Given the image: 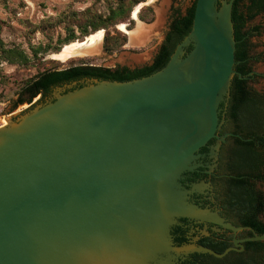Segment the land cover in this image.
<instances>
[{"label": "water", "instance_id": "95a60500", "mask_svg": "<svg viewBox=\"0 0 264 264\" xmlns=\"http://www.w3.org/2000/svg\"><path fill=\"white\" fill-rule=\"evenodd\" d=\"M193 1L136 5L123 46L152 37L156 43L138 53L120 50L102 66L150 63L173 13ZM232 1L195 0L191 30L147 76L72 82L23 113L28 104L10 111L16 94L9 99L0 124V264H179L189 253L222 258L244 241L264 240V233L234 239L220 253L195 244L208 228L245 227L217 214L209 182L182 183L197 166L210 172L225 141L216 131L234 73ZM244 29L250 74L260 73L264 11ZM251 83L259 88L264 79ZM256 186L264 196V177ZM179 217L188 219L183 244L170 233Z\"/></svg>", "mask_w": 264, "mask_h": 264}, {"label": "trees", "instance_id": "16d2710c", "mask_svg": "<svg viewBox=\"0 0 264 264\" xmlns=\"http://www.w3.org/2000/svg\"><path fill=\"white\" fill-rule=\"evenodd\" d=\"M101 0H93V4ZM105 11H99L93 5L84 8L80 12L74 10L63 11L55 18H47L43 25L34 26L45 33L46 25H62L64 36L58 37L55 44H29L27 52L16 44H5L0 38V63L29 66L33 60H38L45 54L56 53L61 46L104 29L103 49L111 52L119 48L125 41L126 35L115 28L119 23L129 19L133 8L146 0H102ZM233 0L231 4L230 18L233 27V38L235 40L234 62L240 63L246 57L248 49L244 32L242 31L247 20L253 18L257 13L264 11V0ZM195 0L185 9L183 14L178 11L171 16L167 26L164 39L158 47L157 52L150 64L139 68L130 69L127 66L114 68L84 63L71 64L58 68L50 59L53 65L46 67L26 78L17 88L16 98L13 100L11 110L27 103L28 106L21 110L23 113L34 105L47 100L53 89L83 79L95 78L98 80L127 81L147 76L161 69L170 58L176 45L189 33L192 25ZM143 9L151 14L149 7ZM141 19L144 17L139 14ZM258 27H252L256 30ZM114 33L111 34L110 30ZM48 39H51L48 36ZM241 64V68H242ZM243 71V70H242ZM244 72V71H243ZM5 76L1 72L0 85L5 83ZM242 83V84H241ZM231 86L239 88V96L231 97V104L228 107L226 118L229 119L228 127L233 133L242 137H252L253 140L243 141L235 137H228L229 142L221 144L219 154V168L225 169L232 176L219 178L213 181L215 185L214 205L221 208V213L236 225L248 226L249 231H242L240 236H252L253 234L264 233V218L259 215L263 210V194L248 182V176L264 177L263 155L255 150L254 141L261 138V131H264V103L260 98L250 95L239 82L233 78ZM2 92L0 91V98ZM231 140V142H230ZM222 158L226 159L224 163ZM261 170L263 172L261 173ZM230 235L224 233H212L201 237L197 244L208 247L218 253L230 246ZM179 244L185 240L182 237L176 238ZM180 264H264V240L246 241L241 251L229 250L222 258H215L208 253H190Z\"/></svg>", "mask_w": 264, "mask_h": 264}, {"label": "rangeland", "instance_id": "374dc122", "mask_svg": "<svg viewBox=\"0 0 264 264\" xmlns=\"http://www.w3.org/2000/svg\"><path fill=\"white\" fill-rule=\"evenodd\" d=\"M91 5L99 11H105L102 0L94 4L93 0H0V38L5 44L19 45L27 52H29V44L43 45L50 42V44L53 45L56 43L58 37L64 36L62 25H46L45 33L36 29L34 26L43 25L44 20L47 18H55L63 11L74 10L80 12ZM132 12L128 20L115 26L117 30L125 35V30H130L134 25ZM100 30H102V40L100 50L97 54L72 57L63 62L54 58V53H49L38 60H33V63L29 66H19L1 62V72L5 76L6 81L4 84L0 85V91L2 92V97L0 98V124H2V121L5 119V108L7 103L9 99L15 95L20 84L26 78L34 75L37 70H42L53 65L49 62L50 59L55 60L54 64L58 68L78 63L102 66L104 62L116 57L120 50L138 53L152 47L156 43V38L152 37L145 45L140 47L123 46L127 42L126 35V41L119 48L107 52L103 49V35L105 30ZM110 31L111 34L114 33L112 29ZM48 36H50L51 39H48ZM83 40H85V37L75 41Z\"/></svg>", "mask_w": 264, "mask_h": 264}, {"label": "flooded vegetation", "instance_id": "af4514ba", "mask_svg": "<svg viewBox=\"0 0 264 264\" xmlns=\"http://www.w3.org/2000/svg\"><path fill=\"white\" fill-rule=\"evenodd\" d=\"M242 31L244 32V40H246V44H247L246 46H247L248 52H247L246 57L242 60L243 62H240V63H237V64L234 62V64H233L232 68L234 70V73H233V75H232V77L230 79V83H229V86L227 88L226 97L224 99V102L221 105L225 123L221 127H219V129H217V131H216V133L222 131L223 134H226L225 141L222 143V144H226V145L229 142V140L227 139L228 137H235V138H238L239 140H243V141L253 140L252 137L244 138L238 133H233L230 130V128L228 127L229 126L228 125L229 119L226 118V114H227V111H228L227 109H228V107L231 104V102H230L231 100L230 99L235 94L239 96V88H240V86L237 89H236V87L233 88V86H231V82H232L233 78L236 77V80H238L239 82L243 81V86H244L245 90L248 91V93L250 95H254V96H257L258 98H260L262 100V102L264 103V83L259 88L254 87V85H252V83H251L257 77H260V78L264 79V65H263V69H262V71L260 73L253 72L252 74H250L252 72V67H251V64H250V62L252 61V58H251L250 53H249V45H248V42H247V36H248V32L250 30H245L244 27H243ZM252 31H254V30H252ZM163 39H164V37H163ZM153 58H154V56L152 57L151 62H152ZM150 63H147V64H150ZM241 64L243 65L242 68H241ZM144 65H146V64H144ZM117 66H121V65H117ZM117 66H114V67H117ZM142 66L143 65L136 66L134 68H139V67H142ZM114 67H112V68H114ZM134 68H130V69H134ZM211 140H209L206 145H208V143H210ZM230 142H231V140H230ZM253 144L255 146L254 147L255 150L259 151L263 155V158H264V131H261V138L256 140V141H254ZM206 145L201 147L198 150L197 153H205L206 149H207ZM220 148H221V146H220ZM220 148H219V152L217 154L216 165L212 168V170L210 172L206 171V169H204L203 166H197L193 170L187 171V172L184 173V182H182V183H185V184L186 183H192V182H200V181H203V183L209 182L211 184L210 186H212V193H213L212 201H209V202L211 204H213V205H214V202H215L214 201L215 200L214 199V197H215V185L213 184V181H216V179H219V178H229V177L232 176L230 173L225 171L224 167L223 168H219V164H220L219 163V154H220V150H221ZM222 162L223 163L226 162V159L222 158ZM224 165H225V163L222 166H224ZM262 172H263V170H261V173ZM262 179H263V177L262 178L255 177V176H248L247 177L248 182L252 183L253 187L255 189H257V190H259V189L257 188L256 184H257V182H259ZM186 187H187V185H186ZM189 198L193 202H195L196 204L199 205L200 202L197 201L198 196L196 194H189ZM263 200H264V196H263ZM199 206H201V205H199ZM215 209H216L217 214L220 217H222L225 221L231 223L234 226H243V225H236L233 220L228 219L224 214L221 213V208L220 207H216V205H215ZM263 210H264V204H263ZM263 210H262L261 214L259 215L260 218H264ZM177 219L180 222V224H175V225H172L170 227V233L172 235V241H173V243L179 244V242H178V240L176 238L182 237L185 240L183 243H185L186 242V237H185V228H184V226L188 223V219L184 218V217H179ZM243 227H245V228L236 231V233H233V231L231 229H228V228H217V229L208 228L206 233L199 235L196 238L194 243L197 244V241L203 236H207V235H210L212 233H224V234H227V235L231 236L230 240H231L232 244L230 246H234V244H233V240L234 239H240V238H243V237H247V236H243V237L240 236L242 231L247 232V231L250 230V228L248 226H243ZM244 242H246V241H244ZM244 242H242V244ZM183 243H181V244H183ZM237 248H239V247H237ZM242 249L236 250V251H241ZM193 253H196V252H193ZM182 260L179 261V264H180V262Z\"/></svg>", "mask_w": 264, "mask_h": 264}, {"label": "bare ground", "instance_id": "6f19581e", "mask_svg": "<svg viewBox=\"0 0 264 264\" xmlns=\"http://www.w3.org/2000/svg\"><path fill=\"white\" fill-rule=\"evenodd\" d=\"M101 40L102 30H97L85 37L83 41H73L63 45L57 53L53 54V57L64 62L72 57L97 54L100 50Z\"/></svg>", "mask_w": 264, "mask_h": 264}]
</instances>
